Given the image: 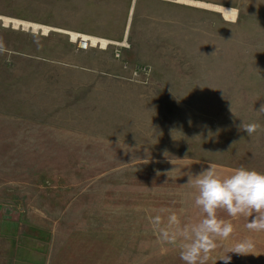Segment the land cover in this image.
Returning <instances> with one entry per match:
<instances>
[{
  "label": "rangeland",
  "instance_id": "rangeland-1",
  "mask_svg": "<svg viewBox=\"0 0 264 264\" xmlns=\"http://www.w3.org/2000/svg\"><path fill=\"white\" fill-rule=\"evenodd\" d=\"M261 105L264 0H0V264H184L161 229L203 218L189 175L264 172ZM218 215L208 264L257 235Z\"/></svg>",
  "mask_w": 264,
  "mask_h": 264
},
{
  "label": "clouds",
  "instance_id": "clouds-1",
  "mask_svg": "<svg viewBox=\"0 0 264 264\" xmlns=\"http://www.w3.org/2000/svg\"><path fill=\"white\" fill-rule=\"evenodd\" d=\"M258 112L264 113V105ZM241 127L249 137L261 130V125L255 122L243 123ZM186 184L197 189L194 204L203 218L196 223L182 225L178 215L173 212L168 217V229H161L163 240L172 244L180 241L179 255L184 264H208L211 253L219 246L218 242L232 236L234 226L231 220L218 215L220 211L233 219L239 216L252 217L246 227L250 231H264V172L239 167L231 174L221 176L213 165H209L200 174L189 175ZM153 223L159 228V217ZM254 247L251 239H244L237 242L220 260L229 264L231 257L228 253L247 255L251 254Z\"/></svg>",
  "mask_w": 264,
  "mask_h": 264
},
{
  "label": "bare ground",
  "instance_id": "bare-ground-1",
  "mask_svg": "<svg viewBox=\"0 0 264 264\" xmlns=\"http://www.w3.org/2000/svg\"><path fill=\"white\" fill-rule=\"evenodd\" d=\"M219 9V11L224 15V17H226L227 19H231V20H233V19H235L236 18V12L235 11H232V10H228V9H223V8H218ZM17 25V24H16ZM27 27V26H26ZM32 28L34 29V30H38L39 29V27L38 26H36V25H34V26H32ZM73 37H75V38H78L79 40L78 41H80V40H86L87 42H88V44H87V47H89V46H92V47H94V46H96L97 44H101L102 46H105L106 44H108V42L106 43V41H99L98 39H96V38H87V37H84V36H73ZM107 46V45H106ZM105 46V47H106Z\"/></svg>",
  "mask_w": 264,
  "mask_h": 264
},
{
  "label": "crops",
  "instance_id": "crops-1",
  "mask_svg": "<svg viewBox=\"0 0 264 264\" xmlns=\"http://www.w3.org/2000/svg\"><path fill=\"white\" fill-rule=\"evenodd\" d=\"M248 218V222L249 220L252 219V217H247ZM250 231V230H248ZM252 232H255V231H252ZM257 235H255L254 237H248V239H254V240H258V241H263L264 242V231L262 232H255ZM255 246H262L264 247V243L263 244H258V245H255Z\"/></svg>",
  "mask_w": 264,
  "mask_h": 264
},
{
  "label": "built area",
  "instance_id": "built-area-1",
  "mask_svg": "<svg viewBox=\"0 0 264 264\" xmlns=\"http://www.w3.org/2000/svg\"><path fill=\"white\" fill-rule=\"evenodd\" d=\"M78 42H79V44H80V46H81L82 49H84V50H87L88 49V47H87L88 42L86 40H83L82 39V40H80ZM89 47H92V46H89Z\"/></svg>",
  "mask_w": 264,
  "mask_h": 264
}]
</instances>
